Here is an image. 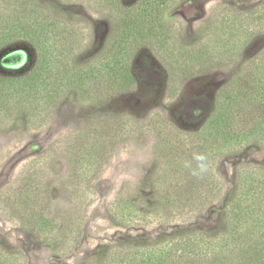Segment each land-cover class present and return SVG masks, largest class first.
<instances>
[{"label": "rangeland", "instance_id": "rangeland-1", "mask_svg": "<svg viewBox=\"0 0 264 264\" xmlns=\"http://www.w3.org/2000/svg\"><path fill=\"white\" fill-rule=\"evenodd\" d=\"M15 1L0 0V17ZM33 1L78 23L70 67L83 79L37 119L21 112L0 125V261L111 264L116 250L175 249L193 230L231 236L239 173L264 170V27L231 57L216 59L214 45L219 25L264 11V0H181L159 12L118 0L113 14L99 2L109 0ZM149 29L168 38L163 49L138 35ZM200 46L215 60L195 70L183 55ZM36 58L12 43L0 50V76H26ZM34 216L55 234L39 236Z\"/></svg>", "mask_w": 264, "mask_h": 264}, {"label": "trees", "instance_id": "trees-1", "mask_svg": "<svg viewBox=\"0 0 264 264\" xmlns=\"http://www.w3.org/2000/svg\"><path fill=\"white\" fill-rule=\"evenodd\" d=\"M180 1L139 0L144 7L156 12L174 7ZM99 2L104 11L107 10L112 14L118 12V5H120L118 0ZM15 3V7L6 8L1 13L0 50L15 42H26L35 50L37 58L33 70L26 76H0V125L20 115L21 112L31 114L33 119H37L53 106L52 104L65 85H76L83 79V77L80 78L81 75L76 74L78 71L76 68L70 67L73 54L71 45L80 33L78 23L70 19L47 17L45 12H40V8L34 5L33 0H20L18 4L16 1ZM229 19L231 18L229 17ZM232 19L235 23L233 26L228 27L225 24L222 27L219 25L224 29V38L221 42H215L217 56L214 57H217L216 59L231 57L237 46L243 45L245 40H250L257 30L264 27L263 10L248 13L235 12ZM221 22L228 23L225 19ZM117 24L119 28L126 26L121 16ZM138 35L142 36V40H150L156 44L158 49H163L164 44L168 43V38L161 31L157 34L149 29V33L145 35L138 33ZM126 38L123 37V40ZM231 47H235L233 51ZM51 48L52 50L49 51ZM117 52L116 55H121L120 51ZM183 57L186 62L195 63L193 66L195 70L201 69L215 60L211 53L201 46L191 51H185ZM104 58L107 57L104 56ZM183 67L189 69V66L185 64ZM63 71L66 73L64 74ZM68 72L74 73L69 74ZM180 73L182 75L184 72ZM118 80H121L120 75H116L112 82L119 84ZM109 89L113 90V88ZM216 117L217 119L210 123L209 127L215 128L216 131L222 130L223 117L219 114ZM216 141L218 142V140ZM230 141L231 139L226 142ZM206 175L208 178L213 177L212 169L208 170ZM228 207L227 221L228 225H233V238L232 235L221 238L219 236L211 237L207 233L193 230L182 237L179 242L181 244L177 243L178 247L175 249H168L164 244L157 246L162 242L155 241L153 247L138 246L135 250L127 253L116 250L110 258V263L264 264L263 169L255 168L239 173L237 191ZM34 217L32 226L39 236L55 234L50 231V226L43 219ZM66 235L69 238V235ZM67 237L65 239H68ZM0 252L2 253V251ZM0 264L10 263L8 260L2 259Z\"/></svg>", "mask_w": 264, "mask_h": 264}]
</instances>
